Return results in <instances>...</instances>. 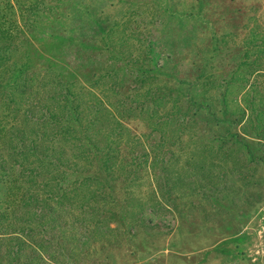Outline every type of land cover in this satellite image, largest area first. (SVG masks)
<instances>
[{"label": "rangeland", "instance_id": "rangeland-1", "mask_svg": "<svg viewBox=\"0 0 264 264\" xmlns=\"http://www.w3.org/2000/svg\"><path fill=\"white\" fill-rule=\"evenodd\" d=\"M0 24V264H264V0Z\"/></svg>", "mask_w": 264, "mask_h": 264}, {"label": "trees", "instance_id": "trees-1", "mask_svg": "<svg viewBox=\"0 0 264 264\" xmlns=\"http://www.w3.org/2000/svg\"><path fill=\"white\" fill-rule=\"evenodd\" d=\"M8 30H4L3 28H2V25L0 24V33H5V32H7Z\"/></svg>", "mask_w": 264, "mask_h": 264}]
</instances>
